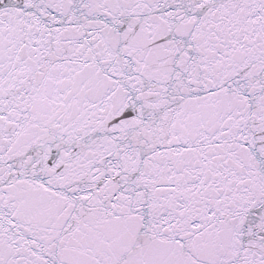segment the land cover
<instances>
[{"label":"snow or ice","instance_id":"snow-or-ice-1","mask_svg":"<svg viewBox=\"0 0 264 264\" xmlns=\"http://www.w3.org/2000/svg\"><path fill=\"white\" fill-rule=\"evenodd\" d=\"M0 264H264V0H0Z\"/></svg>","mask_w":264,"mask_h":264}]
</instances>
